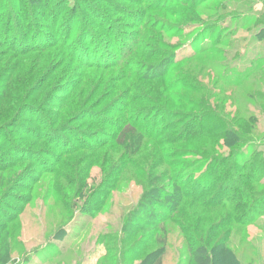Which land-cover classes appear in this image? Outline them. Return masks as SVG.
I'll return each instance as SVG.
<instances>
[{
	"label": "rangeland",
	"instance_id": "374dc122",
	"mask_svg": "<svg viewBox=\"0 0 264 264\" xmlns=\"http://www.w3.org/2000/svg\"><path fill=\"white\" fill-rule=\"evenodd\" d=\"M263 27L264 0H0V226L21 214L7 264H139L151 249L132 246L156 248L166 234L164 264H190V247L221 241L243 264H264V186L241 182L264 183ZM219 41L220 55L202 57L212 71L170 91L187 81L190 63L176 62L190 44ZM162 61L174 65L154 78ZM251 61L260 70L245 74ZM225 66L241 85L219 83ZM157 116L166 122L141 143L135 118ZM157 144L187 154L173 173L192 183L167 189L174 198L146 185Z\"/></svg>",
	"mask_w": 264,
	"mask_h": 264
},
{
	"label": "trees",
	"instance_id": "16d2710c",
	"mask_svg": "<svg viewBox=\"0 0 264 264\" xmlns=\"http://www.w3.org/2000/svg\"><path fill=\"white\" fill-rule=\"evenodd\" d=\"M262 34H264V27L260 29L258 36L261 37ZM221 44H222V41H219L215 45H212L211 47L206 46V47H201L198 49L195 42H192L190 45H191V49H192L191 53H193V54L190 53L189 56H186L185 58L179 60V62H176V65H180L184 62L190 63V68H189L188 73H184L181 75L185 79H187V81H185V83H184V81L181 82V84L184 83L183 87L181 86V84L178 85L179 84V82H178L177 85H174V86L169 88L170 91L171 90H179V91L181 90V92L188 91V89H186V88L191 89L189 86L195 85L194 84V82L196 80L195 76L198 72H200V74H202L208 70V72L210 73L212 71V68H211L212 67V60L211 59L203 60L202 57L204 55L210 53V52H211V54H217L218 53L217 55H220L219 54L220 52L215 53V51L212 50V48L216 45L220 46ZM224 59H226V55L224 56ZM200 61H202V62L205 61V64H199ZM215 61L216 60H214V62ZM238 61H240L241 67H243L244 58H241ZM163 63H165V61H162L159 64H157V66H155V67H159L160 69H162V71L154 78H159V77H164L166 75L167 76L169 75L171 68L174 65V63H172L171 67H169V68H167V66H165ZM120 65L122 66V68H124V70L127 69L129 72H132L133 70H137L139 68V67H137L136 64H134L133 62L130 63L128 60H125V62H121ZM260 67L261 66H256V64L253 63L252 61L248 62V63H246V66H244V68H246L245 74H246V71L250 72V70L251 71L253 70L256 73L257 71L260 70ZM237 69L241 70L240 67ZM224 71H229L228 72L229 76L226 75L227 76L226 78L224 76H221V79L219 78V83H221V80H222L223 85H225V86L230 85L232 82H234L235 84L241 85V83H242L241 80H239L237 78V77L240 78V77L244 76V74H242L241 71H240V73L235 72V69L231 68V67L228 70V68L226 66L224 67ZM249 72L246 75V77H248ZM251 76L255 77L256 74L255 75L251 74L250 77ZM222 77H224V79H222ZM244 78H245V76H244ZM244 78H243V80H244ZM185 98L188 101L194 103V105H195V101H193L192 99H190L188 97H185ZM208 99H210V97ZM190 105H193V104H190ZM195 106H194L195 108L198 107L197 104ZM182 117H183V114H181L178 118L182 119ZM210 117L211 116H209V113H208V115L204 116L205 119H210ZM163 119L164 118H162V120H161L158 116L152 117V118L147 120L145 125H143L141 122V118H135V120L132 124V127H130V128H132L136 131L138 138L141 139V143H142V140H144L145 142H149V141L151 142V141L155 140V136H154L155 129H154V127H158V125L160 123H165L166 120H163ZM127 121H129V120H126V122ZM194 121H196V120H194ZM234 122H236V121L234 120ZM234 122H232L230 124H233ZM193 124L195 125L196 123H193ZM202 128L199 129V130H201L199 134H202L205 136L208 134L206 137L212 136L211 132H213V131L212 130L211 131L206 130L208 128V126L204 125ZM130 131L132 132V130H130ZM149 131L152 132V134L148 133ZM228 134L229 133L226 132L225 134L218 136V138L225 141V144L227 143V146L230 147V144L227 142ZM194 135H196V132L193 128L189 132V135L187 137L182 138L177 144L182 145L185 142L186 143L189 142L190 141L189 139H192V137ZM57 141H58L57 143L61 142L59 139ZM167 147H168V144H163V145L157 144L155 146V149L153 150L152 158H151V160H149L147 162V168L146 169L148 170V173H146L147 174L146 185L148 186V188L152 187V190H154V189L160 190V191H162V193L164 195L174 198L175 196H172V193L167 192L168 191L167 189H173L174 191L178 190V192L182 193L183 188L191 185L192 181L188 180L189 182H186L185 179H183L182 177H179L178 174L173 173V169L178 165L177 164V161H179L178 159H182V158L187 157V154H183V151H181L180 147H179L180 149L171 150V151H169L167 149ZM218 158L220 159L221 164H226V160H224L223 157H218ZM241 159H243V158H241ZM23 162H24V160H18L16 162V164L9 165L8 171L16 169L19 166L18 164L23 163ZM239 163L244 166V163H246V162L241 161ZM236 165H238V163L236 164V162H235L234 167H236ZM6 166H8V165H6ZM187 168L189 171H195L196 163H194V162L190 163L187 166ZM223 168H224V171L227 170L226 167H223ZM136 169H138V168H136ZM138 171L142 172V170H140V169H138ZM217 172L219 173V171H217ZM255 173L259 174V172H257V171H251V174H255ZM222 174H225V173L222 172ZM8 179L10 180V178H8ZM261 180H263V178L257 179V178H251V176H249L248 178H242L241 182H242V186L246 185L247 187H249L252 184H255L258 186H264V183ZM157 184L158 185L159 184L165 185V188H162V186H161V188H157ZM174 191H172V192H174ZM240 197H244V194L243 193L240 194ZM257 202H258V200H257ZM159 209H163L164 211H166L167 207L159 206ZM171 212L174 213V210L171 209ZM18 215H16L15 217H12L10 219H7V225L6 226H0V233H2V235L0 237V241H1V243H0V264H7L10 261L11 256L13 255L14 247H15V244L17 242H16V239L14 238L15 235L12 233L13 228L15 226L14 227H12V226L18 222V219L20 218L21 214L19 216ZM153 215H158V214L153 213ZM246 215L247 214H245L243 217H245ZM138 228L139 227H137V229ZM137 229L135 228V231L131 230L129 232V234L126 233V235L127 236L131 235L132 237L135 236V233L139 232ZM209 233H211V232H209ZM166 235H164L163 238H159V239L156 237V241H155L156 242V248H152V246H150L149 243H147L146 246H144L142 244V242H137L134 244V246H132V248H136L137 252L138 251L142 252L146 249H151V251L145 257L142 258V260L139 264H164V262H163V251H165V249H166ZM153 237H155V236H153ZM2 238H3V241H2ZM210 241H212V240H209V242ZM22 245H23V242L22 241H21V243L19 242V246H22ZM139 247H142V248L138 250ZM219 249H221L222 253L224 254V257H225L224 261L226 262V264H243L236 257V254L233 252V250L227 248V245H223L222 241L217 242L215 244V247L211 251H210L208 245L203 244V243L198 244L196 247H190V249L188 250L189 255H190V260H191L190 264H216V260H217V262L219 261L218 257L216 256V253ZM134 255H136V254L134 253ZM136 257L140 258V254L138 253L135 256V258Z\"/></svg>",
	"mask_w": 264,
	"mask_h": 264
}]
</instances>
